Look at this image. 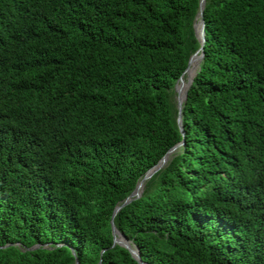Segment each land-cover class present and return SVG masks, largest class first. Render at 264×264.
Listing matches in <instances>:
<instances>
[{"label":"trees","instance_id":"16d2710c","mask_svg":"<svg viewBox=\"0 0 264 264\" xmlns=\"http://www.w3.org/2000/svg\"><path fill=\"white\" fill-rule=\"evenodd\" d=\"M0 0V264H264V0ZM196 57V56H195ZM186 75V74H185Z\"/></svg>","mask_w":264,"mask_h":264},{"label":"water","instance_id":"95a60500","mask_svg":"<svg viewBox=\"0 0 264 264\" xmlns=\"http://www.w3.org/2000/svg\"><path fill=\"white\" fill-rule=\"evenodd\" d=\"M205 4H206V0H200V5H199V11L197 13L196 16V31H197V35L199 37V39L201 40V47L194 52L188 62V65L186 67V69L184 70V72L182 73V75L179 77L176 85H175V92H176V99H177V108H178V115H177V122L179 124V127L181 128L182 132L183 131V122H182V118H183V104L184 102L187 100V96H188V90L190 88V86L193 83L194 77L197 73V70L200 66V62L204 56V43L206 40V36H205V22H204V18H203V12H204V8H205ZM195 56H198V66H197V70L194 74V76L189 80L187 87L185 88V90L181 93V91L178 88V85L180 82L183 81V76L184 74L187 72L192 60L194 59ZM181 89V88H180ZM184 143V141L179 142L177 145H175L174 147H172L171 149H169L166 154L159 160V162L154 165L153 167H151L149 170H147L146 174L143 176V178H141V180L138 182L135 190L120 204H118L113 212V218L111 219V225H112V231H113V236H114V242L113 244H120L124 247H126L127 249H129V251L132 253V255L139 261L140 264H146L142 259H141V254L139 249L133 245L132 241L129 240L122 232H120L115 223H114V215L117 213L118 210H120L124 205H126L127 203H129L133 198H137L141 195L142 191H143V187L145 184V181L150 178L158 169H160L161 167L164 166V164L167 162L170 154L177 148V146L182 145ZM76 264H79V261L76 260Z\"/></svg>","mask_w":264,"mask_h":264},{"label":"bare ground","instance_id":"6f19581e","mask_svg":"<svg viewBox=\"0 0 264 264\" xmlns=\"http://www.w3.org/2000/svg\"><path fill=\"white\" fill-rule=\"evenodd\" d=\"M198 59H199V57L198 56H196V57H194V59L192 60V62H191V64H190V66H189V68H188V70H187V72H189V74H188V78H186V73L184 74V76H183V81L181 82L182 84H183V87H182V92L185 90V88L187 87V85H188V82H189V80L194 76V74H195V72H196V70H197V66H198Z\"/></svg>","mask_w":264,"mask_h":264},{"label":"rangeland","instance_id":"374dc122","mask_svg":"<svg viewBox=\"0 0 264 264\" xmlns=\"http://www.w3.org/2000/svg\"><path fill=\"white\" fill-rule=\"evenodd\" d=\"M188 74H189V72L186 73V78L189 77ZM182 87H183V84L180 82L179 85H178V88H179V90L181 91V93H182ZM180 88H181V89H180Z\"/></svg>","mask_w":264,"mask_h":264}]
</instances>
